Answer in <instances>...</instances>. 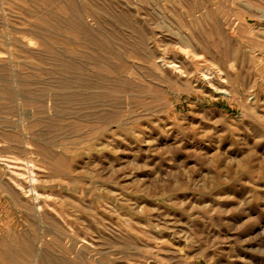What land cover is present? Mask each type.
Masks as SVG:
<instances>
[{"label":"rangeland","instance_id":"obj_1","mask_svg":"<svg viewBox=\"0 0 264 264\" xmlns=\"http://www.w3.org/2000/svg\"><path fill=\"white\" fill-rule=\"evenodd\" d=\"M0 264H264V0H0Z\"/></svg>","mask_w":264,"mask_h":264},{"label":"bare ground","instance_id":"obj_2","mask_svg":"<svg viewBox=\"0 0 264 264\" xmlns=\"http://www.w3.org/2000/svg\"><path fill=\"white\" fill-rule=\"evenodd\" d=\"M161 48V47H160ZM183 53V52H182ZM183 60V59H182ZM161 64V63H160ZM201 64V63H200ZM203 65V64H202ZM185 66V65H184ZM175 71V70H174ZM220 71V70H219ZM190 72V71H189ZM204 72V71H203ZM201 74V73H200ZM207 74V73H206ZM183 75V74H182ZM203 76V75H202ZM203 78H205V77H203ZM202 78V79H203ZM210 78V77H209ZM204 80V79H203ZM214 80V79H213ZM205 81V80H204ZM212 81V80H211ZM207 82H208V80H207ZM207 85V84H206ZM209 85V84H208ZM26 163V162H25ZM20 173V172H19ZM31 178V177H30ZM33 178V177H32ZM36 198V197H35ZM55 245V244H54ZM55 258V257H54ZM42 262V261H41Z\"/></svg>","mask_w":264,"mask_h":264}]
</instances>
